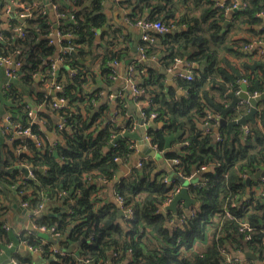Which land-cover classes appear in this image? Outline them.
<instances>
[{
    "label": "trees",
    "instance_id": "obj_1",
    "mask_svg": "<svg viewBox=\"0 0 264 264\" xmlns=\"http://www.w3.org/2000/svg\"><path fill=\"white\" fill-rule=\"evenodd\" d=\"M21 1L32 15L22 17L24 10L18 6L5 15L8 4ZM104 1L54 0L58 11L66 15L58 30L63 36H72L62 38L64 53L50 36L55 13L46 0H4L0 5V56L22 62L12 69L15 78L6 87L9 77L4 67L0 69V101L12 113L10 128H4L7 132L30 128L38 140L36 143L27 135L16 139L15 146L29 151L20 160L32 168L33 176L25 178L19 170L1 173L0 217L8 210L7 192L1 183L18 185L31 209L62 195L73 202L59 219L43 213L33 218L36 225L55 228L60 236L50 235L61 239L58 244L64 253L55 251V244L37 231L17 232L0 221V264L7 258L32 264L22 254L25 245L40 248L50 264L264 263V184L261 179L250 186L245 183L251 174L264 170V100L252 106L239 95L242 79L247 80L249 94L264 92V0H237L238 8L233 7L234 0H124L131 9L132 24L145 20L169 28L159 34L153 30L151 39L142 41L145 61L130 56L119 44V34L105 32L98 37V30L107 22ZM157 37L165 45L159 52L154 45ZM57 55L63 60L54 69L50 58ZM156 55L169 69L177 59L191 64L190 79L175 77L182 95L148 62ZM97 60L99 65L94 68ZM123 61L127 67L135 64L130 77L142 94L134 99L151 101L142 107L147 121L152 112L157 114L147 136L170 162L171 170H159L158 160L149 156L117 180L120 168L137 153L131 134L136 117L128 116V98L123 94L113 97L107 89L115 85L117 64ZM39 75L49 84L56 75L62 89L54 94L30 91ZM99 77L102 85H98ZM61 98L65 104L55 107L56 99ZM39 105L44 107L35 117L30 116L29 111ZM41 122L56 133L59 139L55 143L50 142ZM13 160L15 157L5 163L11 165ZM170 171L175 175L172 179ZM194 175L200 181L191 184L189 192L199 206L190 215L181 206L176 213H163V205L180 190L182 181ZM99 181L114 182L116 197L123 205L106 202ZM122 207L131 210L130 218L120 216ZM246 221L253 227L247 241L240 230ZM209 231L210 242L197 250V242ZM245 242L258 255L256 260L237 253L246 251ZM70 243H80L76 254L67 251ZM224 251L233 254L232 263H227Z\"/></svg>",
    "mask_w": 264,
    "mask_h": 264
},
{
    "label": "crops",
    "instance_id": "obj_2",
    "mask_svg": "<svg viewBox=\"0 0 264 264\" xmlns=\"http://www.w3.org/2000/svg\"><path fill=\"white\" fill-rule=\"evenodd\" d=\"M123 1L124 0H105L103 2L104 12L107 15V22L104 26L105 27L104 30H102V29H101L102 31L100 29L98 30V32H97L98 37L101 38L103 36V33H105V32H108L110 36L114 35L115 33L119 34L120 35L119 44H121V46L123 48L130 51L131 57L137 58L139 60L141 53L143 54V51L141 48V43L143 41V37H141V36L143 35V31L139 26L132 24L129 21L128 15L131 13V9H127L125 7V3ZM46 2H47V5L50 7V11H53L51 6H50V1L46 0ZM54 13H55V18H54L55 20L54 21H55V24H57V23L61 22L62 18L58 17L56 12H54ZM108 23H109V26H107ZM226 24H229V23H226ZM159 33L160 32L157 31V34H159ZM156 39H155V43H154L155 50L157 52H159L161 49H163L165 47V45L162 44L160 41V39H162V37H157ZM58 49H60V48L58 47ZM249 49L253 50L255 48L249 47ZM158 58H159V55H156V57H152V58L148 59V62L152 65L153 68H155V66L158 65V66L163 67V68L168 69V70L171 69V68L169 69V68H166L165 66H163L162 63H160V61L158 60ZM231 60L236 61L237 59L236 58L234 59L233 57H231ZM141 61H145V59H143ZM98 65H99V60H97L94 68H97ZM1 67H3V66H0V69H1ZM178 68L181 71H188L191 68V64H189V62L185 59L183 62L179 63ZM127 70H128L127 64L124 61L121 62L118 65V75H117L116 80H115V85L113 87L107 88V89H109L110 92H113V94H115L113 97H117L118 95L123 94L126 98H128V100H127L128 110H129L128 116L131 117V115H134L136 117L135 127L133 129H131L133 131L131 134L133 135L135 141L137 142V153L135 154L134 158H140L139 159V161H140L142 158L150 156V155H148L149 151L148 150L147 151L142 150L141 145L143 143L148 144L151 147H152V145L149 141L144 139L146 134H147V129L145 130V129H141L138 127V125H141V123H140V120L142 119L141 110H142V106L144 103L138 102L134 99L135 94L133 92L131 84L127 80ZM156 71H157V73L161 74L158 70H156ZM40 76L41 75L37 76V78L35 79V82L30 87V91L38 93V92H41L44 90V84H42V81L40 80ZM175 77H176V75L173 78V83L175 84V86H177ZM165 78H166V82L168 85L174 86V85H171L169 83V80L167 79L166 76H165ZM41 79H42V76H41ZM98 82H99L98 85H102L101 77L98 78ZM98 85H96V86H98ZM105 92L107 93L106 90H105ZM183 93H184V91H183ZM182 94H180V95H182ZM27 99H28V101H30V99L28 98V95H27ZM11 114H12L11 111L8 110L7 106H5V103L3 101H0V152L3 153V158H4L3 160H0V163L3 164V167L5 170H7V169H9L15 165H20L23 167L31 168L29 165H27L23 161V159L20 160L23 153L24 152L27 153L29 151L25 146H15L16 139L20 138V136L17 134L16 130H15V132L12 130L7 132V130L4 128L5 127L4 124L5 123L8 124L7 117L10 118ZM119 120H120L119 122H121L124 120V118L119 119ZM40 124H41V127L43 128L45 134L49 137L50 142L55 143L59 139L57 137L56 133L54 131L48 130L47 126H45V124L43 122H41ZM30 138H32L36 143L38 142L36 136L30 137ZM159 155L163 159L164 165L161 164L160 159H159ZM12 157H15V160H13V163L11 165H7L5 163V161H7L8 159L11 160ZM155 158L159 162V168H160L159 170H163V169L171 170L170 169V162L167 161V159H165V157L161 153L158 152L156 154ZM139 161L137 162V166H138ZM123 167L126 168V166L123 165L120 168L119 172H121L125 176L130 171L124 172ZM14 171H17V170H14ZM30 171H33V170H30ZM19 172L23 175V177H27V176H25V174L21 170H19ZM170 173L172 175H170L169 179H172V177H174L175 175H174V172L170 171ZM117 178H118V175H117ZM199 181H200L199 175H194V176H191L190 178H187L184 183L185 184H198ZM102 182H104L105 184H103ZM1 184L7 186L9 193H7L6 196L4 195L5 204L8 208V210L4 216L0 217V221H5L8 227H10V228L13 227L17 232L26 231L27 227L30 226V222L32 220L29 218V216H27L26 214H24L22 212L21 205L24 206L23 196L18 192L17 186L10 187L9 185H6L4 183H1ZM99 185L103 188V196H104V199H106V202H117V197H116L115 190H114V182L107 183L105 181H99ZM254 190H257V189L254 188ZM101 194H102V192H101ZM18 196L22 197V202H21L20 206H18V204L16 205V200L17 199L20 200V197L18 198ZM69 204H73V202L69 201V199H67V197L65 195H62L60 198L48 200L45 203L41 213L47 214V216H49L48 215L49 213L56 214V213L60 212L62 210V208H64V209L68 208V212H69L70 209L72 208V207L71 208L68 207ZM180 206L183 207L184 210H186L183 203ZM191 212H192V210L190 211V214H191ZM49 217L50 218H56V217H51V216H49ZM57 219H59V218H57ZM210 231L208 232V235L205 237V239L203 241L197 242V245H196L197 250H203L207 246V244L210 242V240H211ZM76 245H77V243H70L68 249L71 248V251H72L71 253H75V254L77 253L79 246L78 245L76 246ZM63 248L64 247L60 246L58 251L64 253ZM68 249H67V251H68ZM22 250L23 251L26 250V245H25L24 249H22ZM237 253H238V251H237ZM244 254L241 255L242 258L248 259L244 256ZM29 258L31 259L32 264H41L39 262H36L31 257H29ZM8 261L12 263V261L7 258V259H4L1 262V264H4Z\"/></svg>",
    "mask_w": 264,
    "mask_h": 264
},
{
    "label": "built area",
    "instance_id": "obj_3",
    "mask_svg": "<svg viewBox=\"0 0 264 264\" xmlns=\"http://www.w3.org/2000/svg\"><path fill=\"white\" fill-rule=\"evenodd\" d=\"M49 1H50V6H51L53 12H56L57 15H58V17H60V18H66V15H65V14L60 13V12L58 11V5L54 2V0H49ZM222 1H225V0H222ZM14 6L21 7V8L24 10V12L21 13V16H22V17H26V16H30V15H32V12H31L30 7L27 6V4H26L25 2H22V1H21V2H11L10 4H8L7 7H6V9H5V15H9V14L12 12V9H13ZM239 6H240V5H239L238 1H237V0H234V5H233V7H234V8H238ZM262 16L264 17V15H262ZM57 24H58V27L56 28V27L54 26V29H53V31L51 32L50 36H53V37H54L56 44L59 46V48H60V50H61L60 52H63V53H64L65 48H64L63 46L59 45V44H61V42H62V40H63L62 38H71L72 36H71V34H67V35H65V36L61 35V33H60L59 30H58L59 25H60V22L57 23ZM135 25L139 26V27L142 29V31H143V35H142L143 40H149V39H151L150 32L153 31V30H156V31H158V32H160V33H163V32H167V31H169V28H168L167 26L162 25V24H159V23H157V22H150V21L140 20V21H138ZM17 30H18V32H19L20 35H23V30H22L21 27H19ZM51 42H52V40H51ZM249 47H252V45H249V46H247L246 48H249ZM69 48H70V47H69ZM70 49H71V48H70ZM142 51H143V50H142ZM60 52H59V53H60ZM59 53H57V54H59ZM143 59H146V58H145V55L141 53V56H140L139 60L141 61V60H143ZM62 60H63V58H61V57L58 56V55H57L55 58H50L51 66H52L54 69L57 68V67H59V66L61 65V63H62ZM183 61H184L183 59H177L175 65H174L170 70L177 69L176 76H177V75H179V76H185L186 78H189V79H190V78H191V74H192V71H191V70H188V71H181V70H179V68H178V67H179V63H181V62H183ZM21 65H22V62H21L20 60H15V59L12 58V57H2V56H0V66H3V67L5 68V73H6L7 76L9 77V80H8L7 83L4 84V87H6V85H9V82L12 81V80L15 78V74H14V72H13L12 69H13V68H16V67H20ZM117 65H119V64H117ZM134 70H135V64L130 65V66L128 67V70H127V80H128V82L131 84L132 89H133V92H134V94H135V96H136V95L142 94V91L139 90V89L137 88L135 80H134L132 77H130V72H132V71H134ZM117 75H118V74H117ZM117 75H116V77H117ZM40 77H41V76H40ZM40 80L44 82V90L47 91V92H49L50 94L53 93V92L56 93V91L62 89V85L56 82V75H55V77L53 78V81L51 82V84H49L47 81H45V79H44L43 77H42V79L40 78ZM241 82H242V84H246L247 80H246V79H242ZM45 87H46V88H45ZM241 91H242V90H240L239 93H240ZM259 94H261V93H255V94H253V95H251V94H250V95L255 97V96L259 95ZM113 96H114V95H113ZM242 101H243V102H247V101L244 100V99H242ZM150 102H151V101H150L149 98H148L146 101H144V104H143V105L147 106ZM64 104H65V100H64L63 98H61V99H56V102H55L54 106H55V107H60V106H62V105H64ZM41 107H44V105H39L38 107H35V108L31 109V110L29 111L30 116L35 117L36 114H37V112H38V109L41 108ZM142 107H143V106H142ZM156 116H157V114H156L155 112H152V113L150 114V119H148V121H147V117L145 116V114H144V112H143V108H142V110H141V117H142V119H143V123L145 124V126H147V125H149L151 122H153L154 119L156 118ZM8 120H9V118L7 117V121H8ZM59 123H62V121H60ZM4 126H5L6 129H9V128H10V126H9V121H8V124L5 123ZM244 129H245V132H248V130H249V128H248L247 126H246ZM17 134H18L19 136H22V135H27V136H30V137H34V136H35L34 134H32L30 128H26L25 130L17 131ZM144 139L150 142V139H149V137L147 136V134H146V136H145ZM152 148H153V147H152ZM153 149H155V148H153ZM173 162H174V163H177L178 160L175 159V160H173ZM140 165H141V162L138 163V166H140ZM205 168H206L205 166L202 167V169H205ZM32 176H33V172L30 171V172H29V177H32ZM165 180H167V178H165ZM261 181H262V183L264 184V177L261 178ZM178 191H179V189L177 190V192H178ZM177 192L174 193V196H175V194H176ZM174 196H173V197H174ZM173 197L170 198V199H169V200L163 205V207H162L163 209H165L166 206H168V205L170 204V202L172 201ZM117 201H118L121 205H123L122 199L117 198ZM23 204H24V206L27 207L31 212L34 213L33 216L28 215L29 218L32 220V221L30 222V225L33 226V229H32V230H35V231H38V232H47V233H49V234H50L51 232H55V228H54V227H51V228H50V227H48V226H46V225H36V224L33 222V218H34V216H35L36 214H40V213H41V211H42V209H43L45 203H44V204H41V205L39 206L38 209H31V208L28 206V203H27V202H24ZM121 209L123 210V212H124V214H125V215H124L125 218H130V217H131L132 212H131L130 209L125 210L123 207H122ZM190 211H191V210H190ZM227 214L229 215V213H227ZM240 230H241V232H243V233L245 234V238H244L245 241L251 239V232L253 231V227L250 225L249 222H247V221H246V222H242V223H241V228H240ZM55 233H56V234H55L56 236H60V234H59L58 232H55ZM54 248H55V251L58 252L59 248L56 247V246H55ZM57 248H58V249H57ZM26 249H28V250H30V251H33V252H38V253L41 252V249H40V248H38V247H34V246H30V245H27V246H26ZM244 253H245V252L238 251V254L243 255ZM224 256H225V258H226V260H227V263H232V260H233V258H234V256H233L232 253L227 252V251H224ZM235 260H237V259H235ZM85 262L88 263L89 261H88V260H85ZM12 263H13V264H17V262H16L15 259H12ZM232 264H234V263H232ZM259 264H264V263H259Z\"/></svg>",
    "mask_w": 264,
    "mask_h": 264
},
{
    "label": "water",
    "instance_id": "obj_4",
    "mask_svg": "<svg viewBox=\"0 0 264 264\" xmlns=\"http://www.w3.org/2000/svg\"><path fill=\"white\" fill-rule=\"evenodd\" d=\"M3 1L4 0H0V5L3 3ZM226 23H229V21H227ZM107 26H109V23L107 24ZM55 27L57 28L58 27V24H55ZM104 29H105V27L102 28V30H104ZM154 69L158 70L161 74H164L167 77V79L169 80V83L171 85H174L175 86V84L173 83V78H174V76L177 73V69L168 70V69H165V68L160 67L158 65H156ZM175 88H176V90H177V92L179 94H182L183 93V90L180 89L179 87L175 86ZM247 90H248L247 85L246 84H242V91L240 92L239 95H240V98L241 99L246 100L252 106H258V104L261 101L264 100V92L254 97V96H251L248 93ZM53 94H54V92H53ZM140 123H141V125H138V127L141 128V129H145V130L148 129L150 125H153L154 124V122H151L149 125L145 126L144 123H143V119L140 120ZM221 123L222 124L225 123V120L222 119L221 120ZM215 131H218V128L217 127H215ZM144 144L145 143H143L141 145L142 146V150H145V151L148 150L149 151V154L148 155H150L151 157H155L156 154L158 153L157 150L153 149L148 144H145V145ZM14 170H21L25 174V176H27L25 178H30L29 177V172H30V170H32V168L23 167V166H20V165H15V166H12L11 168L5 170L4 167H3V164L0 163V175H1L2 172H5L7 174H10ZM262 177H264V170L259 169L255 174H251L249 177H247L245 183L248 186H250L253 180H255V179H261ZM184 182H185V180L182 181V184H183L182 187L175 194V196L173 197V199L170 202V204L168 206H166L165 209H161V211L163 213H167V212H175L176 213L177 210H178V207L183 203V205H184V207L186 209L185 211H186L187 215H190V210L193 207H195V206H197V207L199 206V204L197 203V201L194 198H192L191 195H190L189 187H190L191 184H187L186 185ZM102 183L105 184L104 182H102ZM16 186L18 187V185H16ZM4 187L6 189V192L9 193V190H8L7 186L4 185ZM19 197H20V200H18V199L16 200V205L18 204V206H20V204L22 202V197L21 196H18V198ZM72 206H73V204H69L68 207L71 208ZM21 208H22V212L24 214H26L27 216L28 215H30V216H33L34 215V213L31 212L27 207L21 205ZM66 212H68V208H65V209L62 208V210L60 212H58L56 214L49 213L48 215L51 216V217L61 218L63 216V214H65ZM40 214H42V213H40ZM119 214H120V216H124L125 215L122 209H120ZM32 229H33V226L32 225H30L29 227H27V230H32ZM70 229H71V227L69 228V230ZM38 234H39L40 237L44 238L45 240H47L50 243L55 244L57 247L60 248V245L58 244V241L61 240L60 238H54V237H52L47 232H38ZM64 237H67V236H64ZM77 245L79 246L80 243L79 244L77 243ZM244 246H245V249H246L244 256L246 258H248V259L256 260L258 258V255H256L255 253H253V252H251V251L248 250V245H247L246 242L244 243ZM68 251L69 252H72L71 251V248L68 249ZM22 254L25 255V256H28V257L33 258L36 262H39L41 264H50L51 263V261H46L43 258L42 254L41 253H38V252H33V251H30V250L26 249Z\"/></svg>",
    "mask_w": 264,
    "mask_h": 264
},
{
    "label": "rangeland",
    "instance_id": "obj_5",
    "mask_svg": "<svg viewBox=\"0 0 264 264\" xmlns=\"http://www.w3.org/2000/svg\"><path fill=\"white\" fill-rule=\"evenodd\" d=\"M134 159V160H133ZM129 163H127V164H124L125 166H126V168L125 167H123V169H124V172H129L130 170H131V168H133V167H135L136 165H137V162L139 161V159L140 158H133ZM159 159H160V162H161V164L162 165H164V161H163V159L160 157V155H159ZM120 171V170H119ZM172 172V171H171ZM170 175H172L171 173H170ZM122 176H124V174H122L121 172H118V180L122 177ZM187 185V184H186Z\"/></svg>",
    "mask_w": 264,
    "mask_h": 264
}]
</instances>
